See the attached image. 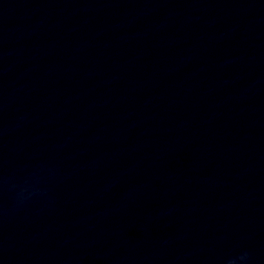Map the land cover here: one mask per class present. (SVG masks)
Here are the masks:
<instances>
[{"label":"clouds","instance_id":"1","mask_svg":"<svg viewBox=\"0 0 264 264\" xmlns=\"http://www.w3.org/2000/svg\"><path fill=\"white\" fill-rule=\"evenodd\" d=\"M40 172L45 171L43 165L39 166ZM51 179H55V170H47ZM43 178L32 173L26 174L19 180L11 175L0 172V218L11 215L25 208L28 204L36 202L46 194V189L39 185ZM47 183V181H43ZM250 253L242 252L238 256L231 257L226 264H248Z\"/></svg>","mask_w":264,"mask_h":264}]
</instances>
